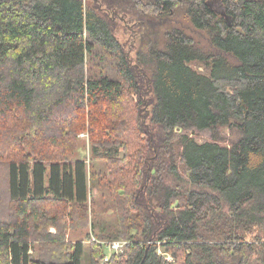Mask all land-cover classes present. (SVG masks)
I'll use <instances>...</instances> for the list:
<instances>
[{
	"label": "trees",
	"instance_id": "1",
	"mask_svg": "<svg viewBox=\"0 0 264 264\" xmlns=\"http://www.w3.org/2000/svg\"><path fill=\"white\" fill-rule=\"evenodd\" d=\"M215 1L0 0V264H264V0Z\"/></svg>",
	"mask_w": 264,
	"mask_h": 264
},
{
	"label": "rangeland",
	"instance_id": "2",
	"mask_svg": "<svg viewBox=\"0 0 264 264\" xmlns=\"http://www.w3.org/2000/svg\"><path fill=\"white\" fill-rule=\"evenodd\" d=\"M214 3H215L217 8H219V9L221 8V3L218 0L215 1ZM191 65L194 68H198L199 70H204V67L196 66L194 62H192ZM91 68H92V66H91ZM90 73H91V71H90ZM62 110H65V108L59 109V111H62ZM55 117H57V116H55ZM222 130L224 132L228 133L227 135H229V136L231 135L232 138L235 137L234 135L231 134V128L225 126V127H222ZM181 131L185 132V130H180L179 132H181ZM189 133L193 134L197 138V140H199L200 142H202L208 138V136L205 134H200V133H196V132L194 133L192 131H190ZM70 140H71V138H70ZM230 141L231 140L226 139L224 141V143L230 144L231 143ZM67 143H69V142H67ZM90 154H91V140H90L89 134L87 131H84V132L82 131L78 135L75 150L73 152L69 153L68 158H70L72 160H75V159H84L85 160L86 159L88 164H90L91 163V155ZM100 162H102V161H100ZM94 192H96V191H94ZM71 220H72L71 216L68 215L65 223L62 226L65 229V234H64L65 241L66 242H69V241L70 242H72V241L77 242L78 240H82L86 244H90L91 240H89L88 232L91 230V227L89 225L85 224V222H83L81 220H79V221L73 220V222ZM89 222H90V218H89ZM255 228H257V226H255ZM49 231L52 232L53 234H59L60 233V229L56 225H51L49 227ZM92 239L96 240V238L95 239L92 238ZM34 241H35V243L33 244V250L32 251H33V256L35 258L38 259V258L43 257V256L44 257L52 256L55 254V252H58V254H59V251L56 250L55 248H53L51 246H43V245H46L47 241L39 240L42 242L43 245H40L41 242H38L37 240H34ZM97 241L100 243V241H103V240H97ZM109 241H104V242H109ZM127 243H128V241H125V244H127ZM124 249H125V247H124ZM123 251L124 250L120 251V253ZM105 253L110 254L111 252L107 248H105ZM103 261H104V257H103V259H99L100 263H103Z\"/></svg>",
	"mask_w": 264,
	"mask_h": 264
},
{
	"label": "built area",
	"instance_id": "3",
	"mask_svg": "<svg viewBox=\"0 0 264 264\" xmlns=\"http://www.w3.org/2000/svg\"><path fill=\"white\" fill-rule=\"evenodd\" d=\"M95 239V238H94ZM100 243L105 245L111 253L104 254V261H108L114 253L119 254L120 251L124 250L125 247V240H113L109 242L100 241ZM158 253L163 255L166 259L173 261L174 258L170 252H165L161 247H159Z\"/></svg>",
	"mask_w": 264,
	"mask_h": 264
},
{
	"label": "water",
	"instance_id": "4",
	"mask_svg": "<svg viewBox=\"0 0 264 264\" xmlns=\"http://www.w3.org/2000/svg\"><path fill=\"white\" fill-rule=\"evenodd\" d=\"M230 24H231V21H230Z\"/></svg>",
	"mask_w": 264,
	"mask_h": 264
}]
</instances>
